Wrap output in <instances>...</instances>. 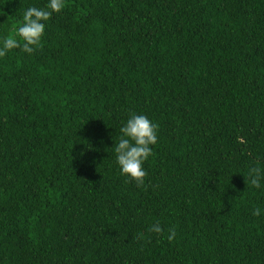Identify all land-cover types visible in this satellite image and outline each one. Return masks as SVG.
Segmentation results:
<instances>
[{
    "label": "trees",
    "instance_id": "16d2710c",
    "mask_svg": "<svg viewBox=\"0 0 264 264\" xmlns=\"http://www.w3.org/2000/svg\"><path fill=\"white\" fill-rule=\"evenodd\" d=\"M48 2L0 0V45ZM44 23L0 58V264H264V0H65ZM132 113L157 125L142 186L114 151Z\"/></svg>",
    "mask_w": 264,
    "mask_h": 264
},
{
    "label": "clouds",
    "instance_id": "9594fccd",
    "mask_svg": "<svg viewBox=\"0 0 264 264\" xmlns=\"http://www.w3.org/2000/svg\"><path fill=\"white\" fill-rule=\"evenodd\" d=\"M65 7V0H49L44 8L29 7L17 22V27L2 40L0 58L13 49L20 48L31 54L40 47L45 32V23L54 13H60ZM121 136L114 145L116 163L121 174L135 181L137 186L144 184L147 172L143 165L152 155V146L157 143V125L143 114L132 113L127 122L120 128ZM264 179V170L260 167L249 169L247 183L259 188ZM253 215L259 216L260 209H255ZM149 232L162 234L160 224L150 226ZM175 237V230L169 229L168 240ZM137 239H143V234H137Z\"/></svg>",
    "mask_w": 264,
    "mask_h": 264
}]
</instances>
